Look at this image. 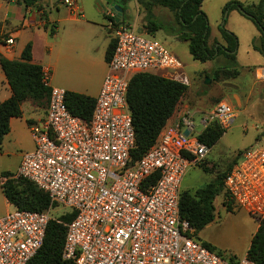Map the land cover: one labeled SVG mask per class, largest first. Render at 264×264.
Instances as JSON below:
<instances>
[{"label":"built area","instance_id":"obj_1","mask_svg":"<svg viewBox=\"0 0 264 264\" xmlns=\"http://www.w3.org/2000/svg\"><path fill=\"white\" fill-rule=\"evenodd\" d=\"M61 1L82 15L78 0ZM113 30L115 51L90 120L69 111L67 91L52 86L50 72L43 71V83L50 88L47 114L30 124L35 147L23 155L14 178L46 192L50 206L43 212L13 207L0 217V264H30L52 220L67 228L63 259L75 264H256L248 256L231 262L208 249L191 236L194 229L180 217L187 171L204 162L210 151L198 137L214 122L230 128L236 119L234 107L219 102L203 118L200 133L192 112L180 111L154 146L135 160L136 135L127 101L131 79L165 70L171 74L162 77L187 86L190 81L181 73L182 62L154 34L133 25ZM6 42L14 44L12 38ZM257 78L264 80V69ZM224 189L233 207L260 225L264 149L245 150ZM56 210L60 212L53 216Z\"/></svg>","mask_w":264,"mask_h":264},{"label":"trees","instance_id":"obj_2","mask_svg":"<svg viewBox=\"0 0 264 264\" xmlns=\"http://www.w3.org/2000/svg\"><path fill=\"white\" fill-rule=\"evenodd\" d=\"M12 1V0H9ZM41 0H16L25 8L38 5ZM131 0H123L119 7L126 12V6ZM145 8L148 18L152 16L153 7L162 6L168 8L175 16L174 23L153 22L148 19L147 31L155 34L164 29L168 34L177 39L188 42L189 52L195 61L206 63L224 57L229 66H221L209 73L213 81L231 80L240 75L236 61L238 38L229 32L224 25L220 28L224 44L216 42V46L208 44L210 33L208 17L202 10L204 0H136ZM244 10L247 18L251 19L261 34L260 40L254 43V49L264 56V0L256 4H245L238 0L230 1L224 8L225 12ZM241 13V12H240ZM242 14V13H241ZM114 27L121 25L116 18L112 19ZM53 33V30H52ZM3 40L0 25V43ZM116 40L112 39L106 51V60L109 61L115 51ZM0 64L11 88L12 96L0 104V147L5 137L10 132V120L22 116V104L25 101H33L40 106H48L50 88L43 83V68L35 64L32 59V44L29 43L23 50L19 60H10L0 57ZM208 74V76H209ZM189 86L167 79L160 75L142 73L135 75L130 82L127 101L132 115L133 126L136 135V148L133 158L139 159L147 153L156 143L159 134L167 122L175 114L182 98L187 94ZM69 111L84 120H90L96 98L67 91L65 97ZM226 131L217 123H212L200 135L199 140L209 149L223 137ZM240 153L235 163L223 173L195 192L182 190L180 197V217L187 221L194 229L191 236L199 237V233L216 218L215 200L219 195L224 196V206L228 211H233V203L228 201L224 189V182L235 164L241 158ZM10 178L15 175L12 172L2 174ZM1 189L7 200L13 207L20 210L43 212L50 206L49 195L39 189L34 183L26 179H9L1 184ZM68 221L69 218H64ZM67 228L56 220L50 221L44 244L30 264H75L73 261L63 259V248L66 239ZM204 246L216 252L220 256L238 261V257L227 256L225 252L213 245L203 242ZM247 256L256 264H264V221L259 225L258 231L252 238Z\"/></svg>","mask_w":264,"mask_h":264},{"label":"crops","instance_id":"obj_3","mask_svg":"<svg viewBox=\"0 0 264 264\" xmlns=\"http://www.w3.org/2000/svg\"><path fill=\"white\" fill-rule=\"evenodd\" d=\"M51 1L41 0L37 6L25 8L24 5L16 2V0H0V25L3 36V40L0 43V57L19 60L24 48L31 43L33 62L42 66L43 70L50 72V84L52 86L96 98L108 73L106 51L112 39H115L114 30L110 26L113 18L110 22L109 14L114 9V6H119L121 3H116L113 0H89L85 4L82 0H78L79 9L82 12V15H79L63 6L61 0H59V3L62 4V7L59 8L56 5L52 7V10ZM238 1L245 4H256L259 2V0L254 2H249V0ZM125 13H122L123 17H125ZM110 16H113V14ZM120 20H117V22ZM133 20L134 23H137L139 22V17H135ZM235 33L238 34L234 31ZM252 37H254V43H258L261 34L256 32ZM11 38L14 40V44L8 45L6 41ZM216 42L224 44L222 34L213 35L210 32L208 44L217 47ZM186 43L188 45V42ZM253 50L259 52L254 47ZM236 53L237 60L239 58V50ZM223 60V57L215 59L211 68L214 67L215 63H220ZM244 65L243 71L250 77V83L241 85L234 84L232 83L233 80H229L227 83L230 85V89L227 90L228 94L221 101H227L232 104L236 118L253 107L256 116L262 119L264 123V86L259 88V96L253 99L254 89L258 86L257 75L261 69H264V56L255 60L252 64L249 62ZM77 67L79 70L76 69ZM241 76L242 72H240L238 77ZM215 83L219 84L221 81H215ZM203 92H197L194 95L189 88L172 118L176 119L180 111L187 109L192 112L194 118L197 114L204 115L201 118L202 122L203 118L211 113L215 106L221 102L219 101L211 110H201L199 108L200 104L196 103L199 100H203ZM11 96V88L0 64V104ZM205 106L208 107V105ZM47 107L40 106L33 101H25L21 107L22 116L10 120V132L0 147V153L10 152L13 147L21 151L23 155L32 151L35 145L30 132V124L44 119L47 114ZM5 199L7 207L4 212L7 213L13 209V205L9 203L6 197ZM258 228L259 224L256 226L252 238ZM203 230L199 233V237ZM222 231L225 232L226 228ZM206 243L218 249L220 247L217 244L218 242L214 240ZM250 245L251 242L246 251H240L241 256L238 258L247 256Z\"/></svg>","mask_w":264,"mask_h":264},{"label":"rangeland","instance_id":"obj_4","mask_svg":"<svg viewBox=\"0 0 264 264\" xmlns=\"http://www.w3.org/2000/svg\"><path fill=\"white\" fill-rule=\"evenodd\" d=\"M89 0H82L85 4ZM116 3H121L123 0H113ZM233 0H205L203 3V11L208 17V23L211 34L220 35L222 24L225 19V28L234 33L237 32L238 48L239 50L237 58L238 70L242 72V76L231 79L234 84L247 85L250 83V77L243 71L244 64L255 62L257 59L263 57L261 53L253 50L254 37L256 32H259L256 24L237 10L225 12L224 8L226 4ZM255 0H249L254 2ZM62 7L59 0L51 1V8L53 6ZM64 6V5H63ZM125 17L119 16L118 12L113 9L109 14V21L112 18L121 19L119 23L125 25H133L138 29H147L148 19L153 22H162L165 24L174 23L175 16L168 8L162 6L153 7L152 16L148 18L147 11L144 7L139 5L136 0H131L127 4ZM53 10V8H52ZM123 13V12H122ZM113 14V16H110ZM139 17V22L134 23L133 19ZM112 29H116L113 23H110ZM234 31H231V30ZM151 36V35H149ZM154 38L165 45L167 49L172 52L183 64L181 73L189 78L190 91L194 93L204 91L202 93V99L197 101L196 104H200L201 110H211L214 106L226 97L228 94L227 90L230 89V85L227 83L229 80H222L221 83L217 84L212 80L209 74L212 69L229 66L230 62H226L223 57L222 62L214 64L212 62L201 63L193 60L188 50L186 42L177 39L175 36L168 34L164 29L156 31L153 35ZM239 36V37H238ZM240 38V39H239ZM79 70V68H76ZM158 74L166 76L171 74L170 71L160 70ZM209 74V76H208ZM209 79L210 85H205L204 82ZM258 86L254 89L253 99H256L259 94L258 90L261 86H264V80L256 79ZM201 95V94H200ZM196 99V98H194ZM35 103V102H34ZM205 105H208L206 107ZM204 115L197 114L195 116L196 133L203 131V126L200 125L201 118ZM175 119L172 118L170 123ZM247 124V125H245ZM263 120L256 116L255 109L253 107L249 110L244 111L240 117L236 118L233 125L226 129L223 137L216 143V145L210 149L206 159L201 164L189 168L187 174L182 183V190L195 192L206 185L209 181L213 180L218 173H223L235 163V159L240 153H243L249 148H260L264 149V125ZM257 127V128H256ZM22 152L17 148L11 149L10 152L0 153V217L4 216L6 205V199L1 191V184L6 183L9 179L14 178L2 174L6 172H17L20 162L22 160ZM16 179V178H14ZM224 196L219 195L215 200L216 207V219L209 226L206 227L201 233L200 237H196L195 240L198 242H211L212 240L218 242L219 250L225 252L227 256L239 257L240 251L247 250L254 230L258 225V222L246 211L234 208L233 211H228L223 204ZM11 210V209H10ZM4 212V213H3ZM60 210H56L53 216L58 215ZM254 225V226H253ZM226 228V231H222ZM225 248V249H224Z\"/></svg>","mask_w":264,"mask_h":264},{"label":"water","instance_id":"obj_5","mask_svg":"<svg viewBox=\"0 0 264 264\" xmlns=\"http://www.w3.org/2000/svg\"><path fill=\"white\" fill-rule=\"evenodd\" d=\"M114 9L118 12V15L121 16L122 15V8L119 7V6H114ZM240 12L243 14V15H246L245 11L244 10H240ZM117 20H119V18H117ZM224 25V23L222 24ZM218 46V45H217ZM205 85H210L211 82L209 81V79H206L205 82H204ZM186 134H189V131H186Z\"/></svg>","mask_w":264,"mask_h":264}]
</instances>
